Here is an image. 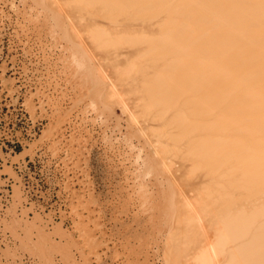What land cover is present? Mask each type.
<instances>
[{"label":"bare ground","instance_id":"bare-ground-1","mask_svg":"<svg viewBox=\"0 0 264 264\" xmlns=\"http://www.w3.org/2000/svg\"><path fill=\"white\" fill-rule=\"evenodd\" d=\"M52 2L102 96L177 166L169 264H264V0Z\"/></svg>","mask_w":264,"mask_h":264},{"label":"rangeland","instance_id":"rangeland-1","mask_svg":"<svg viewBox=\"0 0 264 264\" xmlns=\"http://www.w3.org/2000/svg\"><path fill=\"white\" fill-rule=\"evenodd\" d=\"M44 1L0 0V264H169L177 166L103 97L98 55Z\"/></svg>","mask_w":264,"mask_h":264},{"label":"trees","instance_id":"trees-1","mask_svg":"<svg viewBox=\"0 0 264 264\" xmlns=\"http://www.w3.org/2000/svg\"><path fill=\"white\" fill-rule=\"evenodd\" d=\"M17 151H20V149H17Z\"/></svg>","mask_w":264,"mask_h":264}]
</instances>
